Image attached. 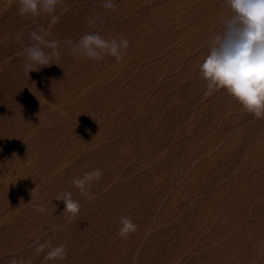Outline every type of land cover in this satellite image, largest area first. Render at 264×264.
Instances as JSON below:
<instances>
[{"label":"rangeland","instance_id":"rangeland-1","mask_svg":"<svg viewBox=\"0 0 264 264\" xmlns=\"http://www.w3.org/2000/svg\"><path fill=\"white\" fill-rule=\"evenodd\" d=\"M105 2L0 0V264H264V117L199 73L224 0ZM41 28L59 66L27 75ZM90 32L123 60L74 57Z\"/></svg>","mask_w":264,"mask_h":264},{"label":"clouds","instance_id":"clouds-1","mask_svg":"<svg viewBox=\"0 0 264 264\" xmlns=\"http://www.w3.org/2000/svg\"><path fill=\"white\" fill-rule=\"evenodd\" d=\"M58 3L59 0H19L18 12L22 17L37 16L41 12L52 14ZM224 4L227 12L219 18L218 30L211 36L199 65L200 76L206 82V94L225 91L247 113L256 118L264 117V0H224ZM103 7L115 10L116 6L106 0ZM30 37L34 43L22 52L27 75L56 64L52 61L59 59L61 46L59 40L46 39L43 28L32 31ZM68 44L74 57L100 60L108 55L118 63L129 47L126 39H105L98 32L86 33L77 42ZM79 183L74 180V184ZM55 200L65 204L64 212L73 217L78 214L80 205L72 199L71 192L59 194ZM121 222L131 225L127 218H122ZM12 264L17 262L13 260Z\"/></svg>","mask_w":264,"mask_h":264}]
</instances>
